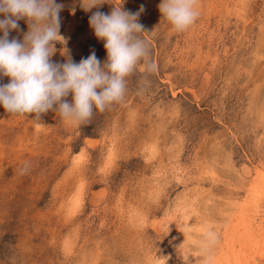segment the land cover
<instances>
[{
	"label": "rangeland",
	"instance_id": "374dc122",
	"mask_svg": "<svg viewBox=\"0 0 264 264\" xmlns=\"http://www.w3.org/2000/svg\"><path fill=\"white\" fill-rule=\"evenodd\" d=\"M56 2L66 43L52 60L105 61L97 9ZM108 2L98 10L145 6L156 71L142 62L124 102L82 125L0 105V264H216L243 211L264 224V184L258 212L243 203L264 172V0H198L179 33L162 0Z\"/></svg>",
	"mask_w": 264,
	"mask_h": 264
},
{
	"label": "clouds",
	"instance_id": "9594fccd",
	"mask_svg": "<svg viewBox=\"0 0 264 264\" xmlns=\"http://www.w3.org/2000/svg\"><path fill=\"white\" fill-rule=\"evenodd\" d=\"M105 3L108 0H81L86 12L97 9L89 17V26L104 42L106 60L101 62L91 49L78 63L70 55L61 63L52 57L56 43H66L60 34L64 5L56 0H0V105L7 113L35 114L39 122L51 111L66 123L86 124L94 112L103 113L124 102L127 78L142 62L147 72L156 71L142 36L147 33L145 26L139 23L145 6L136 12L122 6H114L110 13L99 11ZM157 7L178 33L194 25L200 14L198 0H162ZM21 20L26 21L28 31L22 40L10 39L12 31H21ZM3 77L10 78L9 82L4 83ZM29 168L26 164L21 174Z\"/></svg>",
	"mask_w": 264,
	"mask_h": 264
},
{
	"label": "bare ground",
	"instance_id": "6f19581e",
	"mask_svg": "<svg viewBox=\"0 0 264 264\" xmlns=\"http://www.w3.org/2000/svg\"><path fill=\"white\" fill-rule=\"evenodd\" d=\"M263 184L264 172H261L256 178L254 187L252 186V196L249 197V201L243 202L244 206L250 208L254 206L255 208L259 205L260 191ZM255 209L254 212H258L259 207ZM249 217L243 211L239 215L241 220L238 218L240 222L236 221V224H231L232 226L225 238V251L216 264H264V224L261 223L262 225L256 227L255 222L253 223V220L251 219V221Z\"/></svg>",
	"mask_w": 264,
	"mask_h": 264
}]
</instances>
